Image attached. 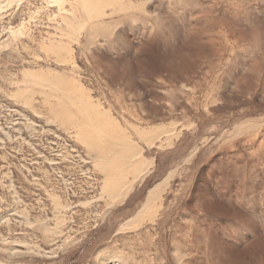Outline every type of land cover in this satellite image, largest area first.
I'll list each match as a JSON object with an SVG mask.
<instances>
[{
  "label": "rangeland",
  "instance_id": "374dc122",
  "mask_svg": "<svg viewBox=\"0 0 264 264\" xmlns=\"http://www.w3.org/2000/svg\"><path fill=\"white\" fill-rule=\"evenodd\" d=\"M0 264H264V0H0Z\"/></svg>",
  "mask_w": 264,
  "mask_h": 264
}]
</instances>
